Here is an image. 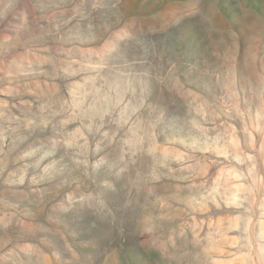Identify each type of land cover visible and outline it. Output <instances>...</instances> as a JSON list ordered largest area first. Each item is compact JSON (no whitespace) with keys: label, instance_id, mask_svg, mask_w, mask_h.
I'll return each instance as SVG.
<instances>
[{"label":"rangeland","instance_id":"374dc122","mask_svg":"<svg viewBox=\"0 0 264 264\" xmlns=\"http://www.w3.org/2000/svg\"><path fill=\"white\" fill-rule=\"evenodd\" d=\"M0 264H264V0H0Z\"/></svg>","mask_w":264,"mask_h":264}]
</instances>
